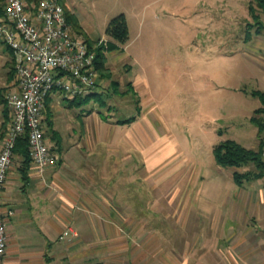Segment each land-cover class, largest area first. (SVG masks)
Segmentation results:
<instances>
[{
  "label": "rangeland",
  "instance_id": "1",
  "mask_svg": "<svg viewBox=\"0 0 264 264\" xmlns=\"http://www.w3.org/2000/svg\"><path fill=\"white\" fill-rule=\"evenodd\" d=\"M65 1L83 25L101 35L113 18L125 15L129 41L124 51L112 59L108 55L107 60L117 81H112L111 88L119 85L120 91H130L110 97L106 93L105 107L96 99L71 107L72 98L60 94L51 111L64 148L85 133L90 109L111 120L136 117L143 129L150 130L145 156L154 152L149 159L159 164L174 151V159L154 175L143 168L142 153L130 159L128 197L133 198L138 187L146 226L156 228L163 244L176 248L178 257L184 256L193 234L199 254V234L233 193L229 189L233 169L216 163L214 148L226 140L249 148L258 131L250 119L262 106L252 94L264 92V47L260 46L264 29L263 38L257 40L260 45L255 29L246 41L247 24L253 22L249 3L255 4V0ZM261 16L264 20L263 12ZM100 82L105 83L99 71ZM67 123L75 130L72 137ZM152 131L159 141H154ZM132 160L138 166L132 167ZM141 173L144 179L136 181V174L143 178ZM37 218L36 209L15 217L23 223L15 232L35 231Z\"/></svg>",
  "mask_w": 264,
  "mask_h": 264
},
{
  "label": "crops",
  "instance_id": "2",
  "mask_svg": "<svg viewBox=\"0 0 264 264\" xmlns=\"http://www.w3.org/2000/svg\"><path fill=\"white\" fill-rule=\"evenodd\" d=\"M40 1L27 0L31 5H37ZM63 2L65 11L69 12L83 31V35H80L70 25L76 35L93 42L111 41L106 30L105 35H101L95 29L86 27L71 12L67 2ZM253 5L261 15L263 11L257 7L256 0ZM261 21L264 23L262 16ZM254 23L253 20L247 25ZM262 32L256 34L255 29V35L259 36L256 42L263 38ZM125 46L108 55L112 59L124 51ZM260 46L264 47V44ZM110 65L107 60V74L103 76L100 73L102 80L110 83L108 86L99 83L95 91L98 94L96 100L106 93L110 97L112 94H126L130 91L127 88L120 91L119 85L111 88L114 80ZM135 84L132 81L133 87ZM101 87V92H97ZM8 89H16L14 55L0 36V149L12 120L5 99ZM60 94L55 93L50 97L45 121L47 140L60 155L58 165L49 168L42 179L31 164L26 180L22 158L16 156L0 198L4 212L14 211L8 222L5 264H264L263 180L245 181L238 185L234 181L236 169L232 168L230 176L233 181L229 182V189L232 190V187L233 193L223 201L221 212L218 215L214 213L210 218L205 232L197 233L201 240L199 254H196L193 246V234L190 235L189 246L185 247L184 256L178 257L176 248L163 244L156 228L146 226L139 189L135 188V196L130 199L127 194L130 188L126 182L129 160L139 158V153H142L140 159L143 168L146 167L148 173L154 175L174 159V151L168 153L163 163L151 161L149 157L153 158L154 152L145 156V142L151 143L148 140L150 130L143 129L137 119L131 124H120V120H111L107 114L97 115L92 109L86 116L88 127L85 133L80 135L78 141L73 138L71 145L65 149L64 138L54 127L51 111L54 100ZM104 102L108 104L105 99ZM76 104L71 99V107ZM111 108L108 107V113ZM69 125L67 123L68 135L72 137V131L75 130ZM257 130L249 142L250 149H257L261 139L264 141V133L260 134ZM152 133L156 136L155 139L153 137L154 141H159V136ZM138 164L135 160L131 162L132 167ZM253 169V166H248L238 171ZM140 177L136 174V181L144 179ZM33 209L38 212L35 231L15 232L18 225H23L15 217ZM62 236L65 239L62 240Z\"/></svg>",
  "mask_w": 264,
  "mask_h": 264
},
{
  "label": "built area",
  "instance_id": "3",
  "mask_svg": "<svg viewBox=\"0 0 264 264\" xmlns=\"http://www.w3.org/2000/svg\"><path fill=\"white\" fill-rule=\"evenodd\" d=\"M0 36L13 52L16 76V89L5 93L12 120L0 149L1 198L22 136L28 137L32 164L42 179L49 168L58 165L60 155L46 137L47 100L55 93L72 99L94 93L99 86L95 49L107 41L92 48L76 35L62 0H41L37 5L5 0L0 5ZM13 215V210L4 212L0 206V264H5L8 222Z\"/></svg>",
  "mask_w": 264,
  "mask_h": 264
},
{
  "label": "trees",
  "instance_id": "4",
  "mask_svg": "<svg viewBox=\"0 0 264 264\" xmlns=\"http://www.w3.org/2000/svg\"><path fill=\"white\" fill-rule=\"evenodd\" d=\"M5 0H0V5L3 4ZM62 4L64 6V2L62 0ZM257 7L263 11L264 13V0H256ZM65 8V6H64ZM250 13L253 17L254 24H250V28H248V32L246 35V41L251 40V31L256 29V34L261 33L264 29V23L261 21V15L257 13L256 8L253 4L249 7ZM66 18L68 20L69 25L77 31L80 35H83V31L81 27L74 21L72 16L68 11H65ZM106 35L111 39L107 45H100L95 49L97 60H96V69L100 71V73L107 74L108 69H106L107 63V55L110 52L120 50V47L125 46L129 41L130 37V29L127 22V18L124 14H120L117 17L113 18L106 29ZM89 45L94 48L97 45V42H93L89 39H86ZM253 96L259 98L261 100L262 106L255 110L253 117L251 118V123L259 129L260 134L264 133V92L262 91H254ZM98 96L95 92L92 95H89L85 98H75L72 99L73 102H77L78 105H83L91 100L95 99ZM50 98L47 100V111H48V102ZM100 105L104 106L106 103L101 96L98 99ZM135 118H130L126 120L118 121L120 124H131L136 121ZM50 125L51 122H48ZM264 145L263 139H261L260 146L257 149L247 148L240 143L234 140H226L216 145L214 148V156L216 163L223 168H234L236 171L234 172V181L238 185H242L245 181H256L263 180L264 181V159L262 156V148ZM15 155L20 156L24 165V178L27 180L28 169L32 164V158L29 150V141L26 135L19 138L16 148ZM248 166H253V170H248L244 172L238 171V169L245 168Z\"/></svg>",
  "mask_w": 264,
  "mask_h": 264
}]
</instances>
